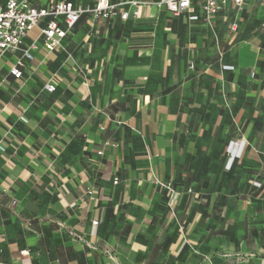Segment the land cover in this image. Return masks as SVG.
Listing matches in <instances>:
<instances>
[{
    "label": "crops",
    "instance_id": "obj_1",
    "mask_svg": "<svg viewBox=\"0 0 264 264\" xmlns=\"http://www.w3.org/2000/svg\"><path fill=\"white\" fill-rule=\"evenodd\" d=\"M255 6L85 15L57 52L25 40L21 80L0 60V264H264Z\"/></svg>",
    "mask_w": 264,
    "mask_h": 264
},
{
    "label": "built area",
    "instance_id": "obj_2",
    "mask_svg": "<svg viewBox=\"0 0 264 264\" xmlns=\"http://www.w3.org/2000/svg\"><path fill=\"white\" fill-rule=\"evenodd\" d=\"M249 2L259 3L264 7V0H127L119 3H113L112 0H95L94 4L87 6H79L72 0L47 4H42L41 0H0V60L8 54L22 53L9 72L10 76L21 80L26 68L25 61L34 59L30 50L23 49L25 40L36 34L32 50L37 49L38 43L41 42L47 52H57L63 48L62 42L85 15L91 16L93 21L115 18L128 21L131 16L139 17L140 7L148 6L164 9L175 17L186 15L190 23L200 21L199 10L206 21L210 22L229 8L242 13ZM223 69L232 71L234 67L224 66ZM45 90L50 94L56 92L55 81L48 82ZM99 155L103 153L100 152ZM170 191L176 195L180 194L177 190ZM87 194L93 196L94 192L89 190ZM93 225H98V221L93 222Z\"/></svg>",
    "mask_w": 264,
    "mask_h": 264
},
{
    "label": "rangeland",
    "instance_id": "obj_3",
    "mask_svg": "<svg viewBox=\"0 0 264 264\" xmlns=\"http://www.w3.org/2000/svg\"><path fill=\"white\" fill-rule=\"evenodd\" d=\"M57 1H62V0H41V3L44 4V3L57 2ZM74 1L79 6H87V5L93 4V2H95V0H74ZM146 1L158 2L159 0H146ZM231 17H232L231 20L234 22L235 18L233 16H231ZM250 18L257 20V22L264 25V9L260 8L259 6H255L252 11H247L245 13V15L243 16V19H244L243 24H245ZM251 22L249 23L250 28L253 27L251 25L252 24ZM240 27H241V24H238V31H239ZM261 29L264 30V28H261ZM263 49H264V45H263Z\"/></svg>",
    "mask_w": 264,
    "mask_h": 264
},
{
    "label": "trees",
    "instance_id": "obj_4",
    "mask_svg": "<svg viewBox=\"0 0 264 264\" xmlns=\"http://www.w3.org/2000/svg\"><path fill=\"white\" fill-rule=\"evenodd\" d=\"M72 1H74V0H72ZM74 2H75V1H74ZM75 3H76V2H75ZM93 4H94V2H93ZM77 5H78V4H77ZM83 17H84V16H83ZM83 17H82V18H83ZM74 29H75V28H74Z\"/></svg>",
    "mask_w": 264,
    "mask_h": 264
}]
</instances>
